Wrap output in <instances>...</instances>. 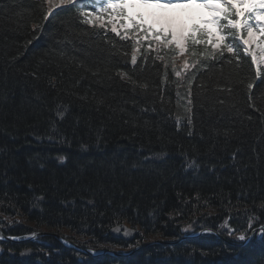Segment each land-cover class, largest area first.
Listing matches in <instances>:
<instances>
[{
	"label": "trees",
	"instance_id": "1",
	"mask_svg": "<svg viewBox=\"0 0 264 264\" xmlns=\"http://www.w3.org/2000/svg\"><path fill=\"white\" fill-rule=\"evenodd\" d=\"M83 11L0 0V232L57 236L0 243V264H264V231L242 244L264 226V61L225 28L232 51L199 36L181 74L173 48ZM203 230L215 234L189 237ZM60 236L93 251L170 244L83 257Z\"/></svg>",
	"mask_w": 264,
	"mask_h": 264
},
{
	"label": "snow or ice",
	"instance_id": "2",
	"mask_svg": "<svg viewBox=\"0 0 264 264\" xmlns=\"http://www.w3.org/2000/svg\"><path fill=\"white\" fill-rule=\"evenodd\" d=\"M60 3H73V0H60ZM249 4V16L254 15L258 10H264V0H106L103 7L95 9L94 12L83 11V15L92 17L93 21L98 20L100 15L111 10H119V14L126 16L132 22L134 28L139 32L143 30L147 35L153 33L155 37H163L166 45H174L179 49V54L183 55L186 43H199L201 40L207 44V37L212 36L213 48L227 49L232 51V47L227 43H222L228 37L224 33L225 28L234 29L240 35L243 44L249 46L246 50L256 60V53L251 51L254 43L253 26L245 19L241 21L239 17L244 15L243 6ZM199 6L208 9L215 14L211 20L204 21L205 24L214 25L217 33H211L207 29L200 28L199 25H192L189 32L186 20L182 16L174 15L169 10L172 8ZM239 5V7H237ZM264 19V16L257 17ZM221 21H226L222 24ZM103 27V25H101ZM158 29V30H157ZM116 32V28L112 29ZM258 30L264 33V24L259 25ZM192 33H200L201 40ZM119 34V33H117ZM245 34L247 38H245ZM260 54L264 57V40L260 41ZM132 62H136V57H132ZM243 239V237H241Z\"/></svg>",
	"mask_w": 264,
	"mask_h": 264
},
{
	"label": "rangeland",
	"instance_id": "3",
	"mask_svg": "<svg viewBox=\"0 0 264 264\" xmlns=\"http://www.w3.org/2000/svg\"><path fill=\"white\" fill-rule=\"evenodd\" d=\"M47 1H48V4H49V10H51L54 7H60V6H64V5L67 4V3H60V0H47ZM182 8H183L182 10L179 9V8H177V9L172 8L169 11L172 14H174V15H176V12L186 13V17L187 18H190L192 16L193 20H192V23L189 25V27H191V28H192V25L195 24V25H199L203 29H207L211 33H217V28L214 25L205 24L204 23V21H206V20H211L215 14H213L212 12H210L206 8L199 7L198 5L197 6H194V9H192L193 7H182ZM104 13L107 14V15H109V19H110L109 22H112V21L114 22V24H113L114 28H116V29H118L120 31H122L124 29H127L125 27V24L128 23L127 22L128 19L126 18V16H122L119 13L118 14H115L114 12H110V11L104 12ZM259 15L260 16H264V11L263 12H259ZM189 33L187 32L186 35H188ZM134 37L135 38H138V36H134ZM209 37H210V40H212V36H209ZM162 40H163V38H162ZM261 40H263L262 34L256 32V36H254V43L251 45V49L250 50L256 53V61L257 62H260L261 60H264V57H262L261 54H260V49H261L260 41ZM248 47L249 46H247V48ZM178 59H181L180 60L181 63H184V57H183V55H181V58L178 57ZM132 229L133 230H136V228H133V227H132ZM203 231H205V230H203ZM137 233H138V231H137ZM261 235H262V232L257 233L255 236H258L259 237ZM246 239L247 238H245L244 241H246Z\"/></svg>",
	"mask_w": 264,
	"mask_h": 264
},
{
	"label": "water",
	"instance_id": "4",
	"mask_svg": "<svg viewBox=\"0 0 264 264\" xmlns=\"http://www.w3.org/2000/svg\"><path fill=\"white\" fill-rule=\"evenodd\" d=\"M111 234L114 237L130 242V241H134L135 237L137 236V231L127 227H116L111 231ZM29 256H31V251L23 252L20 255L21 258H28Z\"/></svg>",
	"mask_w": 264,
	"mask_h": 264
}]
</instances>
